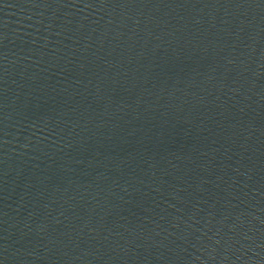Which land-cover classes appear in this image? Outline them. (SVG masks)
Wrapping results in <instances>:
<instances>
[{"label": "water", "instance_id": "water-1", "mask_svg": "<svg viewBox=\"0 0 264 264\" xmlns=\"http://www.w3.org/2000/svg\"><path fill=\"white\" fill-rule=\"evenodd\" d=\"M0 264H264V0H0Z\"/></svg>", "mask_w": 264, "mask_h": 264}]
</instances>
